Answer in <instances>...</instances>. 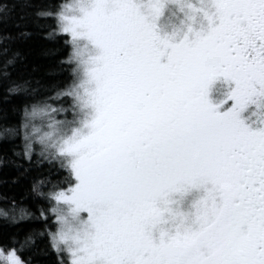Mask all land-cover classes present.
Segmentation results:
<instances>
[{
  "label": "snow or ice",
  "instance_id": "obj_1",
  "mask_svg": "<svg viewBox=\"0 0 264 264\" xmlns=\"http://www.w3.org/2000/svg\"><path fill=\"white\" fill-rule=\"evenodd\" d=\"M35 16L65 38L67 77L7 89L23 96L0 139L48 169L36 212L0 208L43 220L0 240V264H33L38 241L56 264H264V0H50Z\"/></svg>",
  "mask_w": 264,
  "mask_h": 264
},
{
  "label": "trees",
  "instance_id": "obj_2",
  "mask_svg": "<svg viewBox=\"0 0 264 264\" xmlns=\"http://www.w3.org/2000/svg\"><path fill=\"white\" fill-rule=\"evenodd\" d=\"M11 9L0 15V65L14 55V63L0 73V124L15 123L19 117L16 109L20 106L23 93L9 95L10 83L28 80L32 87L47 86L63 81L67 72L60 61L67 54L63 36H49L51 21L37 18L35 12L50 0H5ZM30 5V6H29ZM7 50V53L4 50ZM18 139H0V208L11 206L12 201L36 212L40 198L30 193L35 178L46 174L48 165L33 161L32 164L16 157L13 151H20ZM42 219L28 218L11 223L0 219V240L15 235L23 239L24 234L39 228ZM33 258V264H56L53 253L43 241L36 247L25 250Z\"/></svg>",
  "mask_w": 264,
  "mask_h": 264
}]
</instances>
